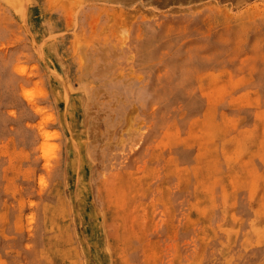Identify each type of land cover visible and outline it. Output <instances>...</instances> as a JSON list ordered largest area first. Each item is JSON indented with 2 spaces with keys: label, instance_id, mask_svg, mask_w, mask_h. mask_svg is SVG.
<instances>
[{
  "label": "rangeland",
  "instance_id": "374dc122",
  "mask_svg": "<svg viewBox=\"0 0 264 264\" xmlns=\"http://www.w3.org/2000/svg\"><path fill=\"white\" fill-rule=\"evenodd\" d=\"M0 264H264V0H0Z\"/></svg>",
  "mask_w": 264,
  "mask_h": 264
}]
</instances>
